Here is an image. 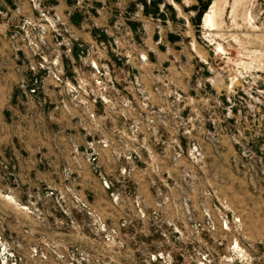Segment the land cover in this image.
Listing matches in <instances>:
<instances>
[{
  "label": "rangeland",
  "instance_id": "374dc122",
  "mask_svg": "<svg viewBox=\"0 0 264 264\" xmlns=\"http://www.w3.org/2000/svg\"><path fill=\"white\" fill-rule=\"evenodd\" d=\"M0 264H264V0H0Z\"/></svg>",
  "mask_w": 264,
  "mask_h": 264
},
{
  "label": "bare ground",
  "instance_id": "6f19581e",
  "mask_svg": "<svg viewBox=\"0 0 264 264\" xmlns=\"http://www.w3.org/2000/svg\"><path fill=\"white\" fill-rule=\"evenodd\" d=\"M215 6H216V2H212V4L210 5L208 11L203 16V19H202V25H203V27H205V28H211L213 26Z\"/></svg>",
  "mask_w": 264,
  "mask_h": 264
},
{
  "label": "trees",
  "instance_id": "16d2710c",
  "mask_svg": "<svg viewBox=\"0 0 264 264\" xmlns=\"http://www.w3.org/2000/svg\"><path fill=\"white\" fill-rule=\"evenodd\" d=\"M145 8H147V7H145ZM147 10V9H146Z\"/></svg>",
  "mask_w": 264,
  "mask_h": 264
}]
</instances>
